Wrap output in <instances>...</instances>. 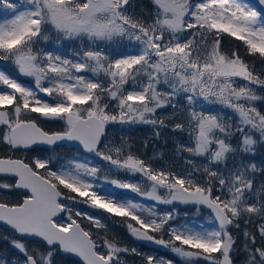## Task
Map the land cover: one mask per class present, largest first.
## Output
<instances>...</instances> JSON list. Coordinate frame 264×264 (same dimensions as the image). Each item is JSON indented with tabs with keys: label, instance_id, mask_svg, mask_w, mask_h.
<instances>
[{
	"label": "snow or ice",
	"instance_id": "1",
	"mask_svg": "<svg viewBox=\"0 0 264 264\" xmlns=\"http://www.w3.org/2000/svg\"><path fill=\"white\" fill-rule=\"evenodd\" d=\"M261 6L0 0V264H264ZM115 124L181 134L172 162Z\"/></svg>",
	"mask_w": 264,
	"mask_h": 264
},
{
	"label": "trees",
	"instance_id": "2",
	"mask_svg": "<svg viewBox=\"0 0 264 264\" xmlns=\"http://www.w3.org/2000/svg\"><path fill=\"white\" fill-rule=\"evenodd\" d=\"M142 3L147 4L148 0H141ZM264 67V65L261 64L260 61H256L255 62V69L257 72H259L261 70V68ZM50 127L53 130H56L59 125L53 124L50 125ZM146 128H138L136 131H132L128 136H123L128 143L131 145L132 150L138 153H142L144 155L145 158H150L152 156L153 153L157 152V151H173L174 149V139L172 138V140H168L167 139V129L163 130L161 138L160 139H155L153 136V128L151 126L146 125ZM118 129V128H117ZM116 127H114V133L112 132H108V137L110 140L116 142L117 144H119L121 142V137L117 134L116 132ZM165 131V132H164ZM173 137L175 136L176 139H181V134L179 133H172ZM165 140H167V143H165ZM145 143H147V147H145ZM42 155H50V153H40ZM54 154V153H53ZM55 154H59L60 156H65V155H71L72 153H69L66 147L61 148V151H57L55 152ZM29 157H31L32 155H34L33 153H28ZM264 155V153H258L257 154V161H259L260 157ZM181 163V162H180ZM156 165V163H155ZM191 211V210H189ZM113 231L119 232L123 238H124V242L131 246H136L140 249L141 252L146 253L148 255H150V252L148 251H144V250H148L149 248L145 247L144 245L140 244L137 245L135 244L132 240L131 237L126 233L125 230H123L121 227L119 226H115L113 228ZM4 229L0 227V233H3ZM7 247L6 242L3 240H0V248H5ZM129 259V264H133V261H137L139 260L138 257H130Z\"/></svg>",
	"mask_w": 264,
	"mask_h": 264
},
{
	"label": "rangeland",
	"instance_id": "3",
	"mask_svg": "<svg viewBox=\"0 0 264 264\" xmlns=\"http://www.w3.org/2000/svg\"><path fill=\"white\" fill-rule=\"evenodd\" d=\"M252 2L254 3H257L258 0H252ZM261 7H264V6H261ZM53 45H49V47H52ZM8 67L6 64H4V62H0V68H6ZM24 82H28V80L30 78H21ZM114 127H116V131L118 133V135L120 137H122L123 135H126L128 133H130V131H133L135 128H146V125H142V124H137V125H132V126H122L119 125V124H115V125H109V131L114 133ZM175 146V144H174ZM162 153L163 154V159L160 158L159 154ZM50 155H53L52 152H50ZM153 156H156V165L157 167H159L161 164L165 163V162H168V163H171L172 160H173V156H172V151H169V152H166V151H157L155 153L152 154V156L150 158H152ZM180 165V161L177 160L176 161V166L178 167ZM119 178L121 179H126L127 177H125V175L123 173H120L119 174ZM117 192H126L127 190H120V189H116ZM132 195H135V194H132ZM162 208L164 207H167V206H161ZM180 214H181V219H184L185 218V213H187V218H192L194 216H196V211H195V208L192 206V205H179L178 206V209H177ZM191 210V211H189ZM207 216V213H201V217L202 218H206ZM132 241H134L132 238H131ZM136 242V241H135ZM136 244V243H135ZM138 245V244H137ZM145 247L149 248L148 250H144L145 252L148 251L150 252V255H153V256H156L157 258L159 257H164L165 259H173V260H176L178 261V258H176L174 256V254H172L171 252H169L167 249H165L163 246H160V245H155V244H143Z\"/></svg>",
	"mask_w": 264,
	"mask_h": 264
},
{
	"label": "water",
	"instance_id": "4",
	"mask_svg": "<svg viewBox=\"0 0 264 264\" xmlns=\"http://www.w3.org/2000/svg\"><path fill=\"white\" fill-rule=\"evenodd\" d=\"M138 242L143 243V244H152L151 242H147V241H138Z\"/></svg>",
	"mask_w": 264,
	"mask_h": 264
}]
</instances>
